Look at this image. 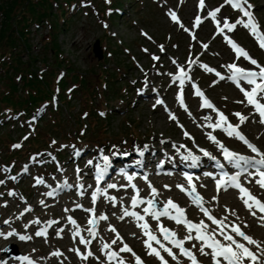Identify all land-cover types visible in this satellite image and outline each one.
I'll use <instances>...</instances> for the list:
<instances>
[{
	"label": "rangeland",
	"instance_id": "374dc122",
	"mask_svg": "<svg viewBox=\"0 0 264 264\" xmlns=\"http://www.w3.org/2000/svg\"><path fill=\"white\" fill-rule=\"evenodd\" d=\"M13 1L16 2L13 3ZM26 1L0 0V5L5 2L13 3L16 13L22 12L26 17H32L33 20L28 28L31 55L24 50L21 51L20 61L27 65L31 59L35 61L36 69L45 71L42 73L52 84L53 99H55L53 105L60 106L59 112L63 120L58 123L56 118L53 125L49 124L52 114L47 113L45 107H40L39 114L34 113L28 121L23 117L15 116L7 118L6 125L1 124L0 121V180L4 181L0 184V229L5 233L15 230L18 235L32 236V239L26 241L25 244H19L21 241L18 236L8 240L0 238V249L10 246L12 251L8 254L11 256L14 253L19 255L32 253L35 258L40 259L41 264H109L106 255L99 251V245L111 244V241L116 239V233L109 230L110 227H114L123 238V243H126L144 264H160L155 256L148 255V250L144 245L147 237L137 227V222L132 219L125 221L126 217H124L121 219L122 224L119 223L123 208L131 209L125 202L115 206L113 214L107 213L111 219L109 223L103 224L99 221L97 224L96 249H90L88 245L81 251L86 254L90 250L94 253L93 257L85 261L69 250V247L73 249L79 246V237L73 238L72 232L75 229L68 223L67 217L71 216L76 220L79 215L85 213L82 211L87 209L84 201L85 199L92 200V193L96 191L98 184L101 190L106 192V195L97 197L99 202L110 201L107 196L111 195L113 190L107 189V185L117 183V177L122 179V183L118 184L129 185L124 175H118L114 171L117 177H111L112 180L101 184L97 183L95 178V182L88 190L90 197H84L83 201L78 200L73 194L67 195L66 193L63 196L59 194L61 196L59 203H56V199L53 198L41 205V197L35 199L34 190L53 179L57 181L48 188L46 193L58 187L60 189L65 182L70 185L72 182L68 180V176L71 175L74 177L73 181L75 180V191L83 193L86 185L82 178L93 173L89 169L82 170L89 161H92L95 168L96 165L104 167L102 156L106 155L119 168L122 167L121 162L128 160L136 162L137 155L146 149L150 153L163 149L168 152V147L165 146L168 144H173L180 150L188 148L189 151L192 150L197 154H203L201 149L208 151L211 156L216 157V160L203 155L206 161L200 165V168L203 173L212 174L215 161L225 163V160L217 145L207 139L206 134L209 132L230 151L255 156V153H252L242 141L228 137L219 129L213 131L206 127L207 121L204 117L211 116V122L215 123L218 119L217 113L201 107L202 100L194 94L192 81L200 84L205 91V96L215 103L216 108L226 113L229 122L233 125L239 124L234 113L239 112L247 116V121L240 124V128L246 134L247 139L264 152V124L259 122L258 114H255L254 109L246 101L237 103V101L245 100L243 94L229 80H220L215 74L219 72L227 77L229 73L226 65L233 62L246 69L254 67L243 58L236 60L235 53L224 41L223 36L216 34L215 25L211 19H205L207 12L223 4L224 0H205L206 7L203 11L198 8L199 0H47L46 3H40L41 0H31L34 6L29 8L28 3L22 11L21 7ZM250 3L254 6L252 11L256 19L264 29V0H250ZM34 7L36 18L39 16L38 12L45 13V17L40 22L31 12ZM169 12L177 14L180 24L171 20ZM197 15H200L204 22L199 27H194V19ZM219 16L227 17L230 22H234L240 17V13L234 11L229 5H225ZM2 23L3 13L0 9V30ZM54 24L59 27L53 29ZM228 35L234 37L253 58L264 65V50L259 48L246 29L238 25L237 29ZM55 37L60 44L59 51L63 57V65L57 71L56 77H62L66 82L64 89L58 86L56 77L47 73L54 63V55L57 54L51 50ZM96 40H99L102 50L101 59L94 55L92 49ZM204 44L208 45L207 49L203 47ZM161 46L164 48L163 52ZM153 56L159 57V60H153ZM57 58L61 57L57 54ZM173 61L176 63L174 64ZM7 64L0 67V80L3 81L0 89L11 78L18 83L17 93L21 95L23 80L20 74L12 72L9 63ZM201 64H206L215 71L207 72L200 67ZM177 66L184 68L191 77L190 81L185 82L183 89L187 110L181 107L177 100L180 92L179 82L172 80V76L178 74ZM243 85L250 89V86ZM58 96L71 100L59 103ZM157 100H162L163 104H157ZM42 110L45 113L44 116H41ZM170 115H174L176 119H171ZM39 127H43L50 134H39ZM185 132L191 139L184 135ZM38 138H40L39 149L31 150L29 147L31 142ZM16 144H20L21 147L14 148L13 145ZM77 152L79 155H76ZM7 153L11 156L15 168L3 160ZM149 157L150 154L146 155L145 159ZM161 160L158 159L160 164ZM168 169L163 172H167ZM146 170L143 166L142 177H147ZM249 171L254 172L255 170ZM133 173L134 171H130L128 174ZM11 177H16V179L13 180ZM41 178L44 184H37L36 180ZM216 179L219 177L217 176ZM249 180L252 182L249 183ZM245 182L255 194L264 199V193L262 194L264 189H254L253 177L247 175ZM131 183L136 186L144 184L137 180H132ZM176 183V190L177 185H183ZM166 184L169 185V181H166ZM215 187L216 180L213 182V188ZM196 190L201 196L204 194L197 186ZM230 190L237 194L235 197L237 201L230 202L223 196ZM9 192H14L16 195L10 196ZM211 196L212 198L218 196V199L212 202V208H208L212 215L218 219L227 215L228 223H237L246 234L258 241H264V227L244 207L235 189L229 188L227 191H220L219 194L212 192ZM185 197L188 196L185 195ZM127 198H132V196ZM169 198L186 209L189 220L196 223L204 220L210 223L201 211L195 217L186 204L172 197L170 192L152 197L150 189L142 199H155L157 208H161ZM48 203L53 204L52 208L48 209ZM190 203L193 204L191 201ZM5 204L6 207L3 206ZM77 205L82 207H77ZM31 206L32 211L28 212L30 216L25 217L26 219H19L20 214ZM146 206V204L139 205V208L132 210L144 215L143 208ZM225 206L227 209L234 210L237 216L226 212ZM204 207L208 206L204 204ZM75 208L78 210L72 211L76 210ZM41 214L44 217H41ZM61 217L67 223L61 233L62 238L55 234L61 226L54 228L53 231L48 230L46 240L34 235L42 226L41 224H31L25 227L29 220L39 218L40 221H49ZM92 218H94L93 214L87 215L84 217V222ZM95 218L98 219L96 214ZM5 220H9L10 224H4ZM147 222L158 236L160 235L158 223L177 232L180 239L187 235L186 230L180 231L177 224L166 217H162L159 222L150 217ZM100 223L103 225L102 231L98 230ZM245 223L248 227H244ZM90 227L91 225L88 229ZM80 233L85 239L90 240L92 237L88 230L83 234L80 229ZM134 234H137L138 238ZM237 239L240 238L237 237ZM123 243L118 240L111 246V251L119 252ZM193 244H196L195 248L192 247ZM168 246L171 247V245ZM56 247L62 249L63 255L44 259L48 254H43L41 250H56ZM185 247L192 249L200 264H212L210 257L199 253L200 244L195 240L186 242ZM249 247L256 251L254 246ZM173 251L178 256L179 264H190L187 258L179 255L178 249L173 248ZM8 254L0 252V259H8ZM161 254L168 260V264H177V261L172 260L166 253L161 252ZM119 256L126 264H135V258L131 253H119ZM8 261H12L13 264L18 263L15 259H8ZM111 264H118V260L112 261Z\"/></svg>",
	"mask_w": 264,
	"mask_h": 264
},
{
	"label": "snow or ice",
	"instance_id": "6c2138e0",
	"mask_svg": "<svg viewBox=\"0 0 264 264\" xmlns=\"http://www.w3.org/2000/svg\"><path fill=\"white\" fill-rule=\"evenodd\" d=\"M229 5L234 11H238L240 13V17H238L234 22H230L227 17H220L221 9L225 6ZM206 7L205 0H199L198 8L200 11H203ZM253 5L250 3V0H224V3L220 6L216 7L214 10L208 11L205 19L210 18L211 21L215 25L216 34L222 35L224 41L230 47V49L235 53V59L239 60L243 58L250 65L254 66L251 69H246L244 67L238 66L237 63H229L226 65L229 75L225 77L221 75L219 72H216V76L219 77L220 80H229L231 81L243 94L245 100L237 101V103H244L245 101L249 106L254 109L255 114L259 116V122L264 124V65H261L255 58H253L247 50H245L242 46H240L234 39H232L227 33H232L237 29V26H242L246 29L250 36L256 41L257 45L260 49L264 50V29L261 28L258 20L256 19L252 9ZM171 17V20L177 24H180V20L175 12L168 13ZM219 17V18H218ZM204 20L200 15H197L194 19V27H199ZM181 27L183 25L181 24ZM188 31V29H185ZM146 35V34H145ZM195 35H193V39H195ZM203 47L205 49L208 48L207 44H204ZM147 51V49H145ZM161 51H164L163 46H161ZM153 60H159V57L153 56ZM175 64L176 62L173 61ZM195 63V61H193ZM178 67V74L172 76L173 82L178 81L180 85V92L177 95V100L179 101L181 107H184L187 110L186 105L184 103L183 89L186 81H190L191 77L188 75V72L185 71L184 68ZM201 68H203L207 72H214L215 70L208 67L206 64H201ZM243 84L250 86V90L246 89ZM195 95L200 97L202 100L201 107L208 108L217 113L218 119L215 123L211 122V116H205L204 120L207 121L206 127L215 131L216 129L224 132L228 137H234L240 141H242L252 153H255V156H246L233 151H230L223 143H221L216 136H214L211 132L207 133V139L212 143L216 144L217 147L221 150L223 158L229 164H231L234 168L239 169L236 174L229 175L228 172H222L219 179L216 177H212L216 180V191L217 194L223 189L227 191L229 188L238 190L239 196L238 198L243 203L244 207L248 210V212L258 220L260 225L264 227V200H261L257 195L253 194L248 188L244 187L240 182V176L246 173L248 176L253 177L255 180V184L259 186L260 189H264V152L258 149L254 144H252L245 135L239 130L240 124H243L247 121L248 117L237 112L234 113L238 120L239 124L233 125L229 122L228 117L221 112L219 109L215 107V105L205 96V94L195 85ZM157 104H163L162 100H157ZM170 118L175 120L176 117L174 115H170ZM35 119V118H33ZM186 137L191 139L187 132L184 133ZM27 139V137H25ZM53 143H55L53 141ZM14 148H20V144L13 145ZM179 151V149H177ZM205 157H209L213 160H216V157L211 156V154L201 149ZM143 155V152L140 153ZM79 155V152L76 153ZM258 157V158H257ZM34 159V158H33ZM104 167L100 165H96L95 178L97 183H99L105 176L107 166L109 165V157L104 155L102 156ZM183 160L188 161L191 160L193 166L199 161L200 157L195 156L188 152V155L182 157ZM89 164L92 161L88 162ZM217 166L221 169L224 168V164H220L217 162ZM249 169H254V172L249 171ZM4 171H8V169H4ZM25 171H27V167H25ZM126 179L129 181V185L135 190V195L131 198V207L133 209L137 208L139 205H147L143 208L144 215H141L139 212L130 211L127 208L123 210V215L120 219L124 217H132L137 222V227L141 229L143 235L147 237L144 240L145 248L148 250V255L155 256L160 264H168V260L165 259L164 255L161 252L166 253L172 260L177 261L179 264V259L177 254L173 251V248L179 250V255L184 256L190 261V264H200L197 259L196 254L190 248L185 247L186 242H191L195 240L200 244L198 249L199 253L203 256H208L211 258L212 264H264V242L258 241L254 239L252 236H249L242 230L241 226L237 223H228V216H224L222 219H218L214 215H212L211 211L204 207V198L197 192L196 185L193 183V176L184 173V177L188 182V186L177 185V188L189 197L190 201L203 213L204 217L207 218V221L210 223H206L204 220L199 221L198 223L193 222L187 218L186 209L180 207L177 203H175L171 198H169L161 208H157V202L155 199H142L139 195V190L136 189V185L132 184L131 181L134 179L133 176L127 175ZM206 176H211V173H204ZM258 177V178H257ZM11 179L15 180L16 177H11ZM147 181V177H144ZM198 179V177H197ZM249 183L252 181L249 180ZM4 181L0 180V184H3ZM37 184H44V180L37 179ZM66 185V182H65ZM83 187V185H81ZM116 184H108L107 188L114 189L116 188ZM149 187L151 189L152 197H156L159 195L157 189L153 187L149 183ZM168 185H165V188H168ZM203 187V185H202ZM54 192H47L45 195L53 196ZM8 195L14 196L16 195L14 192H9ZM99 195H106L105 191L101 189H97L92 193V202L95 203L97 197ZM110 200L115 201V197H109ZM213 200H217L218 196H214ZM41 205L44 204V201H40ZM3 206H7L6 204ZM77 207H82L81 205H77ZM226 212H230L232 216H237L234 210L227 209L225 206ZM27 212H31V207L25 209ZM67 211V209L65 210ZM86 211L93 212L92 219H89L87 223L91 225L88 229L90 235L95 238L97 235L96 227L99 221H103L107 219L106 215H100L95 218V210L88 209ZM259 214V215H258ZM23 213H21V216ZM145 216H150L153 220L159 222L162 217H166L171 221H174L177 225H183L186 229L187 235H185L182 239L178 238L177 232L164 227L162 223H158V231L159 236L152 231L149 223L146 221ZM19 218V217H18ZM238 219V217H237ZM68 223L73 226L75 229L72 232L73 238L79 237V243L81 245H85L87 247L91 244V240L85 239V237L81 236L80 226L77 224L76 220H74L71 216L67 217ZM31 224H41L39 218L30 222ZM59 221L49 220L43 226H41L34 235L36 237H43L45 240L48 236V229L51 228L54 224H58ZM4 224H10L9 220H5ZM215 226V227H213ZM25 227H29V225H25ZM244 227H248L245 223ZM110 231L116 233V239L109 243H103L101 251L106 255L109 264L112 261L118 260V264H126L123 258L119 256V253H131L135 258V264H144L142 259L136 255V253L126 244L123 243V238L119 235L114 227H110ZM64 231V228H59L56 230V236L61 237V233ZM194 233V234H193ZM20 241H29L32 239L30 235H18L15 230L9 231L7 233L0 231V238L4 240H8L12 237H17ZM162 237V239H161ZM239 237L240 239H237ZM121 241L123 243V247L119 249V252L111 251V246L116 244L117 241ZM167 242V243H165ZM156 245V246H154ZM168 245H171L169 247ZM158 246V247H157ZM254 246L256 251H253L251 247ZM193 248L196 247V244L192 245ZM207 249V251H206ZM76 253L77 256L82 260H88L89 257H93L94 253L92 251H87L86 254L81 253L79 248L69 249ZM12 251L11 247H5L0 249V252L8 254ZM51 256L60 257L63 255L59 250L53 251ZM8 259H15L20 262V264H36V261L33 260L28 255H19V256H9ZM8 259H0V264H8ZM98 259V258H97Z\"/></svg>",
	"mask_w": 264,
	"mask_h": 264
},
{
	"label": "bare ground",
	"instance_id": "6f19581e",
	"mask_svg": "<svg viewBox=\"0 0 264 264\" xmlns=\"http://www.w3.org/2000/svg\"><path fill=\"white\" fill-rule=\"evenodd\" d=\"M147 101H149L148 98H146ZM225 115L226 113L223 112ZM166 147H168V152H166L164 149L163 150H158L155 152L150 153L149 150H144L143 151V155H137L136 157V162H130L129 160L126 162L125 167L126 166H130L133 168L134 173L131 175L134 177L133 180H137L138 182L142 181L144 184L143 185H138L136 186V189L139 190V195L140 198H144V196L148 193V191L150 190L149 187V183L155 187L158 191L159 194H167L168 192H170L172 194V197L174 198H178L180 199L182 202H184L187 206V208L193 212V215L196 217L198 216V214L200 213V210L194 206L193 204L190 203L189 198L185 197V195L180 192V190L178 191V189L176 190L175 188V183L178 182L179 184H183L184 186L188 185L187 180L184 177V173H187L191 176H193V183L202 190V197L204 198V204H206L208 207L206 208H212V202H214V200L212 199V192L216 193V189L213 188V182L214 179L212 178L220 176L221 172L216 171L215 169H213L212 171V175L213 176H205L204 173L202 172V168H200V165L202 163H204L206 161V159L204 158L203 154L200 153H196L194 151L191 150V153L195 156L200 157L199 161L196 163L195 166H193V163L191 160L185 161L182 159L183 156L188 155V148H185V150H180L179 148L175 147L173 144L171 145H165ZM177 149H179V151H177ZM202 152V151H201ZM150 154L149 159H145V156ZM181 157V158H178ZM112 159L114 160V157H112ZM158 159H162L160 162H162L161 164L158 162ZM180 160V161H178ZM109 161H112L111 159H109ZM124 162H121V164H123ZM228 163V162H227ZM160 164V165H159ZM144 166V168H146V172L148 173L147 175V181L144 179V177H142L141 173V168ZM168 169L167 172H163L165 171V169ZM92 170L93 173L92 174H88L86 175L84 178H82V181L85 182L86 185V189L84 190L83 193H79L77 191H75L74 187H75V180L73 181V178L71 175L68 176V180L71 181L72 183L70 185H64L60 187L61 193L60 195L63 196V194L70 195L73 194L76 196V198L78 200L83 201L84 197H90V194L88 192V190L91 187V184L93 182H95V172H96V168L94 166L93 163L89 164L87 163L86 165H84V167L82 168V170ZM66 174V173H65ZM67 175V174H66ZM158 176V177H156ZM149 177V178H148ZM155 177V178H153ZM198 177V179H197ZM117 183H115L117 185L116 188L111 189L113 190V193L107 197H115L116 201L110 200L108 202H104L101 203L99 202V200H96L95 203L92 202V200L90 199V201H87L85 199L84 201V205L86 206L87 209L82 210L83 213L82 215H79L76 219V222L79 223L81 232L83 234H85L88 230V227L90 226L87 222H84V217H86L87 215H91L93 214V212L91 211H86L88 209H94L95 210V214L99 217L100 215H106L107 219L103 220L102 223L106 224L110 222V215L108 216L107 213L109 214H113V210L114 207L117 206L119 203L123 204V202L127 203V205L129 206L130 211H133L132 207H131V198H127L129 196H133L131 195L132 193L135 195V190L130 186V185H123L121 184V177H117ZM57 180L53 179V180H49L47 181L44 185L37 187V189L34 190V198L37 199V197H41L40 199L42 201H44V204L48 201H50L51 199H56V203H59V197H61L59 194H54L53 196H48L45 195L46 191L48 190V188H50L52 186V184H54ZM108 181V178H103L100 183H106ZM166 181H169V187L165 188ZM119 182H121L120 184H118ZM125 182V181H124ZM126 182L129 183V181L126 179ZM177 184V183H176ZM203 185V187H202ZM99 186V185H98ZM252 187H253V183H252ZM258 187V188H257ZM110 189V188H107ZM254 189H260L258 185H256L254 183ZM224 191V190H223ZM264 193V191H262V194ZM223 194V193H222ZM223 196L229 200L230 202H232L233 200H236V196L237 194L234 193V191L230 190L229 193L225 192L223 194ZM127 200V201H125ZM47 205V204H46ZM48 209L52 208L53 204L48 203ZM35 206V205H34ZM139 208V207H137ZM32 209V206H31ZM47 209V208H46ZM44 209V211L46 210ZM76 210H72V211H77L78 209L75 208ZM125 209V207L123 208ZM129 210V209H128ZM23 215L19 216V219H26L28 216H30L28 214L27 211L22 212ZM41 217H44L42 214L40 215ZM26 217V218H25ZM129 219L134 220V218L132 217H126L125 221H128ZM146 221L150 219V216H145ZM55 221H59L58 224H54L51 228H49V231H53L54 228H57L59 226H61V228L66 227L67 223L64 222V218L61 217L59 219H56ZM31 221L29 220V223H26V225H31L30 223ZM47 221L43 220L41 221V225L43 226ZM123 220H119V223L122 224ZM174 222V221H173ZM102 223H100V225L98 226V230L102 231L103 230V225ZM177 228L180 231H185V227L183 225H177ZM1 231V229H0ZM194 234V233H193ZM62 236V235H61ZM134 236H137V234ZM92 238V240H91ZM90 240L92 241L91 244L89 245L90 249L92 248L93 250L96 249L97 247V243L95 242V240H97V238H93L91 237ZM263 241V240H262ZM264 242V241H263ZM25 244L26 241H21L19 242V244ZM79 247L80 251H83L85 248V245H81L79 243V246H77V248ZM57 248V247H56ZM102 248V244L99 245V251H101ZM69 249H71V247H69ZM59 250L60 252H62L61 248H57L56 250H49V249H43L41 250L43 254H48L47 257H45L44 259H51L52 257L55 256H51L50 254L53 251H57ZM65 250V249H64ZM112 250V247H111ZM102 252V251H101ZM103 253V252H102ZM24 255H28L30 256L33 260L36 261V264H41L40 259L39 258H35V256L32 253H25ZM90 258V257H89ZM88 258V259H89ZM8 264H13L12 261H8ZM17 264H20V262L18 261ZM73 264V263H70Z\"/></svg>",
	"mask_w": 264,
	"mask_h": 264
},
{
	"label": "trees",
	"instance_id": "16d2710c",
	"mask_svg": "<svg viewBox=\"0 0 264 264\" xmlns=\"http://www.w3.org/2000/svg\"><path fill=\"white\" fill-rule=\"evenodd\" d=\"M40 1V0H38ZM47 0H41L40 3H46ZM16 1H13V3ZM31 0H27L26 3H23L21 9L29 3L30 6H34L31 3ZM13 3L5 2L3 5H0V9L3 13V23L1 25L0 30V67H4V64L9 63L8 67L12 69V72L20 74V78H22V89L23 93L19 95L18 83L13 81L11 78L3 85L2 89H0V121L1 124L6 125L7 118L10 116L15 117H23L26 121L30 120L33 117L34 113L39 114L40 107H45L47 113L52 117L50 118L51 125H53V121L57 118V122H62L63 118L60 115L58 105H53V89L51 88V82L46 79L44 76L45 71H39L34 67L33 60H29L26 64H22L20 58L21 51H25L31 55V45L29 43L28 35H29V25L32 22V17H26L25 13H16L14 11ZM20 9V10H21ZM22 11H24L22 9ZM36 11L35 7L31 11L32 14ZM39 16L37 19L39 22L43 20L45 17L44 12H38ZM33 16V15H32ZM53 29L58 28L59 26L54 24ZM53 52H57L59 57L57 58V54L54 55V63L51 68L47 72L48 75L52 74L54 77L57 76V71L63 65V57L60 55V44L55 37L53 41V47L51 49ZM65 58V57H64ZM68 60V59H66ZM8 65V64H7ZM8 68H6L8 70ZM6 74V73H5ZM58 86L62 89L66 88V82L63 81L62 77H56ZM62 79V80H61ZM2 80H0V85H2ZM62 98V101H61ZM59 103L65 101L69 102L70 98H65L64 96H58ZM41 114V113H40ZM45 113L42 110V115ZM39 134H50L47 130L43 129V127L38 128ZM39 139L33 140L30 144L31 150L37 151L39 148ZM7 163H10L13 168H15V164L12 163L11 156L9 153L3 158Z\"/></svg>",
	"mask_w": 264,
	"mask_h": 264
},
{
	"label": "water",
	"instance_id": "95a60500",
	"mask_svg": "<svg viewBox=\"0 0 264 264\" xmlns=\"http://www.w3.org/2000/svg\"><path fill=\"white\" fill-rule=\"evenodd\" d=\"M93 52H94V55L97 56L98 59H101L102 57V50H101V47H100V43H99V40H96L93 44ZM11 256V254H8V257ZM13 256H19V254H13Z\"/></svg>",
	"mask_w": 264,
	"mask_h": 264
}]
</instances>
